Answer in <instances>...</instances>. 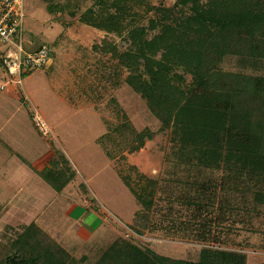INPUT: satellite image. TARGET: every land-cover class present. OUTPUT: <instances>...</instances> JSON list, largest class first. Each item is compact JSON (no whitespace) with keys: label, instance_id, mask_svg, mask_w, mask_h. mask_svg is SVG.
<instances>
[{"label":"rangeland","instance_id":"374dc122","mask_svg":"<svg viewBox=\"0 0 264 264\" xmlns=\"http://www.w3.org/2000/svg\"><path fill=\"white\" fill-rule=\"evenodd\" d=\"M134 2L24 0V48L33 52L49 45L54 66L52 71L27 73L22 85L11 84L7 89L38 108L52 127L57 138L48 140L52 141V170L58 172L59 185L74 176L62 200L72 201L71 220H79L62 218L65 214L58 201L45 208L51 201L47 196L38 222L42 229L31 222L37 216L33 213L23 224L24 232L30 227L41 230L31 243L34 248L40 243L36 251L52 250L60 264H98L120 241L172 260L198 262L202 250L209 248L240 253L246 256V264H264V201L256 202L252 193L234 199L235 204L251 209L234 217L244 220L243 224L228 225L224 245L172 236L160 229V224H170L161 212L167 207L168 186H177L176 193L186 192L187 170L174 157L172 130H163L160 119L129 80L136 75L148 78L147 62L141 59L147 48L143 39H136V31L150 28V21L160 18L158 9L183 5V1ZM186 12L190 13L187 7ZM168 38L159 23L148 29L144 41L159 39L162 46L156 56L148 50L146 54L169 66L168 78L182 96H188L197 87L202 68L195 62L185 67L179 62L170 64L163 56V42ZM216 70L239 80L242 89L244 79L264 78V57L257 50H236L223 56ZM0 72L4 78L0 85L7 84L10 78L3 69ZM221 173L207 171L205 175L220 178ZM144 201L152 205L148 208ZM175 208L185 212L183 206ZM30 212L34 211L26 209V219ZM16 236L9 232L0 239V264L18 251L13 247Z\"/></svg>","mask_w":264,"mask_h":264},{"label":"trees","instance_id":"16d2710c","mask_svg":"<svg viewBox=\"0 0 264 264\" xmlns=\"http://www.w3.org/2000/svg\"><path fill=\"white\" fill-rule=\"evenodd\" d=\"M134 1L141 3V0ZM181 1L183 5L158 9L160 18L151 20L148 29H155L159 23L169 33V38L163 42V56L170 64L179 62L185 67L195 62L202 68L197 87L190 95L182 96L168 78L169 66L166 68L147 56V50L156 56L162 46L159 39L144 41L147 28H139L135 37L143 39L147 48L141 59L147 62L148 78L131 76L129 84L146 99L162 122L163 130H172L174 157L187 170L185 186L189 189L186 192L181 189L176 193L177 186H168L167 207L161 212L170 224H160V229L172 236L187 235L197 242L224 245L229 236L228 225L243 224L244 220L237 221L234 217L251 209L244 203L243 206L235 204L234 199L252 193L256 202L264 201V78H246L240 89L239 80L222 74L216 66L223 56L236 50L244 53L257 50L264 57V0ZM186 7L190 13L186 12ZM139 138L144 143V135ZM207 171L222 172V175L206 177ZM57 173L52 170L51 161L41 176L60 192L74 176L59 185ZM175 182L182 188L180 181ZM127 185L132 189L129 183ZM150 186L155 187V184L151 182ZM142 203L148 208L152 205L147 201ZM177 205L185 207V212L176 209ZM40 233L36 227L28 228L13 246L18 248L16 254L3 264H60L62 261L54 257L52 250L36 251L40 243L34 248ZM246 262V256L240 253L209 248L202 250L198 262L172 260L120 241L108 249L98 264Z\"/></svg>","mask_w":264,"mask_h":264},{"label":"crops","instance_id":"0c3cea01","mask_svg":"<svg viewBox=\"0 0 264 264\" xmlns=\"http://www.w3.org/2000/svg\"><path fill=\"white\" fill-rule=\"evenodd\" d=\"M53 64L54 62H51L48 71H52ZM1 69L4 70L0 63V71ZM0 79H4L1 72ZM2 85H0V239L6 237L9 232L16 234L15 239H18L25 230L23 224L31 220L33 213L37 216L31 222L38 225L41 215L44 214L40 210L41 205L47 196L51 201L45 208L58 201L65 214L62 218L67 217L71 220L72 201L67 204L62 199L72 181L58 192L41 176V172L50 167L52 161V141L48 142L52 138L46 139L39 134L32 113L37 112L51 130L52 127L38 108L9 88L2 90ZM52 133L54 140H57L53 130ZM76 179H79V176H76ZM26 209L34 211L28 213L29 219H26ZM72 227L77 232L74 224ZM39 228L42 229L40 226Z\"/></svg>","mask_w":264,"mask_h":264},{"label":"built area","instance_id":"2783aa9c","mask_svg":"<svg viewBox=\"0 0 264 264\" xmlns=\"http://www.w3.org/2000/svg\"><path fill=\"white\" fill-rule=\"evenodd\" d=\"M24 20V0H0V63L10 78L1 86L2 90L11 84L22 85L25 74L48 70L52 62L53 50L49 45L33 52L25 50ZM32 119L43 138L53 137L51 128L37 112L32 113Z\"/></svg>","mask_w":264,"mask_h":264}]
</instances>
